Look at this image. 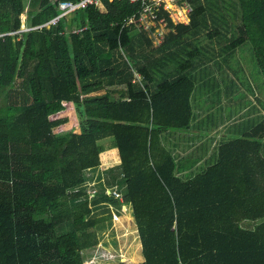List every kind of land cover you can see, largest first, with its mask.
Returning <instances> with one entry per match:
<instances>
[{
    "label": "trees",
    "instance_id": "1",
    "mask_svg": "<svg viewBox=\"0 0 264 264\" xmlns=\"http://www.w3.org/2000/svg\"><path fill=\"white\" fill-rule=\"evenodd\" d=\"M65 1L78 0H0V264H89L111 227L109 212L91 214L120 207L107 192L115 185L142 260L109 264H264V118L245 119L247 132L187 178L162 145L165 132L189 129L196 92L235 112L243 87L264 99V0H177L189 11L176 24L161 4L154 13L168 32L157 46L138 0H102L21 31ZM241 54L253 85L238 75ZM68 105L77 126L66 128ZM104 139L120 165L90 197L86 172L99 167Z\"/></svg>",
    "mask_w": 264,
    "mask_h": 264
},
{
    "label": "crops",
    "instance_id": "2",
    "mask_svg": "<svg viewBox=\"0 0 264 264\" xmlns=\"http://www.w3.org/2000/svg\"><path fill=\"white\" fill-rule=\"evenodd\" d=\"M244 56L246 55L241 54L239 58V63L242 69L241 71L239 70L240 74L238 73V75L242 80H245L250 84L253 82L254 84V81L258 82L259 80L255 77V73L254 75L252 72L249 73L246 64H250V62L248 59L244 60ZM231 63L234 67V62L232 61ZM228 74L230 77H234L229 71ZM219 88L223 89L221 83L219 84ZM114 90L115 92H118L119 90L122 91L123 88L116 87ZM243 91L246 102L237 112H235L233 102H228V99L225 97H222L219 101L216 99L214 101L213 99H209L208 104L212 103V106H202L199 99L203 93L196 92V94L193 95L195 100L192 101L194 118L189 129L184 131L165 132L162 135V145L172 152V155L176 157V163L178 162V166L181 168V171L178 173L180 177L187 178L192 176L200 172L202 169H205L209 163L214 162L216 159L217 148L222 142L233 140L235 137L243 136L247 132L244 128L245 125L248 128L245 119L254 118L259 122L261 118H264V99H261V103H259L255 99V95L258 94L256 91L253 90L254 93L252 94L244 87ZM260 92L264 98V88H261ZM222 103L227 104L228 107L219 110V106ZM223 115L224 118L222 117ZM239 115H242L244 119L236 121V117ZM75 131L77 132V128ZM110 143L111 141L109 139H104L99 142V144L103 146V151L100 154L101 163L96 170L86 172L88 184L96 183L97 185L102 184V186H105L106 172H114L118 169L120 165L118 154L116 149L111 147ZM93 145L94 144L87 145L84 148ZM96 184L95 186H97ZM118 187L122 189L123 193L124 185H119ZM128 216H130V213H128ZM130 220L133 222L131 216ZM133 225L134 224H132V226ZM133 230L136 232L135 228ZM127 256L129 257L130 262H140L142 260V257H137L134 251Z\"/></svg>",
    "mask_w": 264,
    "mask_h": 264
},
{
    "label": "rangeland",
    "instance_id": "3",
    "mask_svg": "<svg viewBox=\"0 0 264 264\" xmlns=\"http://www.w3.org/2000/svg\"><path fill=\"white\" fill-rule=\"evenodd\" d=\"M111 1H114V0H111ZM160 2L163 4L164 8H166V10L168 11L169 17L174 24L188 22L187 3H185V5L183 6H178V4L176 3L177 0H162ZM100 7L102 8V6ZM24 19H25V16L24 15L21 16V20H24ZM143 26L147 28L149 27L155 28L153 33L148 34V36L153 41V46H157L161 42L163 35L168 32V29L165 27V24L160 20L149 21V22L144 21ZM247 59H248L247 56H244V60H247ZM246 65H247L246 67L249 73L252 72L254 75V69L252 65L249 63ZM200 97L201 98L199 100L202 106H212L211 104H208V100L209 99L215 100V97L208 93H203ZM242 99L243 100H242L241 105H245L246 99H244V97ZM219 107L225 109L228 107V105L225 103H222ZM64 116H66L69 119V122H68V125H66V128L69 126H76L77 119L75 117V112H74L72 105H68V109L64 113ZM222 117L224 118V115ZM91 184L92 183L87 184V188L89 190L98 189L97 186L93 187L91 186ZM108 212H109L108 206H101V207L94 209V212L91 215L92 216L95 215L96 217L103 216V215H107ZM111 227L114 228V231L113 230L110 231ZM111 227L109 228V230L108 228H106L104 229V231H102L101 236L99 238L98 245L93 250L90 251L89 253L91 255L90 260H92L93 262L88 261L90 262L89 264H109V263L116 262V261H122L125 263H129L130 261L127 255H130L132 251L136 253L137 257L139 256L141 257L139 241H138V238L136 237L137 233L133 230L134 227L132 226L130 216H127V218L123 217L121 219V222L116 223L115 226H113V223H111Z\"/></svg>",
    "mask_w": 264,
    "mask_h": 264
},
{
    "label": "built area",
    "instance_id": "4",
    "mask_svg": "<svg viewBox=\"0 0 264 264\" xmlns=\"http://www.w3.org/2000/svg\"><path fill=\"white\" fill-rule=\"evenodd\" d=\"M102 0H78L77 2H60L58 4V9L60 10V13L53 19H51L49 22H47L44 25L41 26H37V27H33V28H23L21 29L22 32H26L29 30H38L41 29L42 26H46V25H55L58 20L62 17H68L69 15H71L72 13H74L76 10L78 9H83L89 5H95V6H102ZM111 1V0H109ZM133 1V0H132ZM141 2V11L138 17V22L140 24V26H143V22L144 21H158L156 14L154 13V9L158 6H160L162 3L160 1L162 0H138ZM164 8V6H163ZM166 10V8H164ZM189 11V8L187 10V12ZM161 21V20H160ZM145 30H150V27L147 28L145 26H143ZM76 31H81L79 30H74V32ZM96 183H92L91 186H95ZM97 190H89L88 189V193L90 194V197H92L95 192ZM108 195L110 196V198L112 199H116L120 202V207L118 209H116L115 207H113V205L111 204H104L103 206H108L109 208V214L111 215V223H113V226H115L116 223L121 222V219L127 218V213H126V209L122 204L123 201V193H122V189L119 188L118 186H113L112 188H108L107 190ZM90 262H93L92 260H89ZM88 262V263H90Z\"/></svg>",
    "mask_w": 264,
    "mask_h": 264
}]
</instances>
